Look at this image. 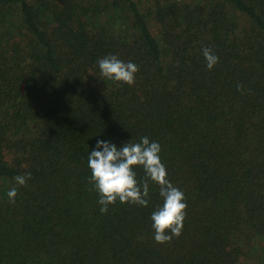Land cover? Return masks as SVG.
Segmentation results:
<instances>
[{"label":"trees","instance_id":"1","mask_svg":"<svg viewBox=\"0 0 264 264\" xmlns=\"http://www.w3.org/2000/svg\"><path fill=\"white\" fill-rule=\"evenodd\" d=\"M205 47L219 58L212 70ZM110 55L138 66L133 86L100 76ZM145 136L186 198L167 244L154 241L156 184L147 207L117 201L105 214L88 190L98 140ZM258 260L264 0H0V264Z\"/></svg>","mask_w":264,"mask_h":264},{"label":"clouds","instance_id":"2","mask_svg":"<svg viewBox=\"0 0 264 264\" xmlns=\"http://www.w3.org/2000/svg\"><path fill=\"white\" fill-rule=\"evenodd\" d=\"M202 54L207 69L212 70L218 63V56L208 47L203 48ZM98 66L100 76L105 80L128 86L135 84V75L139 71L136 64L130 61L126 63L115 55L98 60ZM237 89L242 90V86L237 85ZM160 152V144L150 141L147 136L142 137L140 142L128 141L121 147L98 140L96 149L88 156V167L91 171V188L88 190L98 193L99 210L101 214H105L117 201L147 207L149 183L156 184L163 204L150 217L154 241L157 244H167L173 237L178 238L182 234L187 204L184 192L169 181ZM137 168L144 171L142 180L137 179ZM13 179L17 186H25L27 180L31 179V173L16 175ZM17 195L18 187H11L7 192L9 203L14 205Z\"/></svg>","mask_w":264,"mask_h":264},{"label":"rangeland","instance_id":"3","mask_svg":"<svg viewBox=\"0 0 264 264\" xmlns=\"http://www.w3.org/2000/svg\"><path fill=\"white\" fill-rule=\"evenodd\" d=\"M262 262H263L262 260H258V261H256V262H255V261H252V262H250V264H254V263H255V264H262Z\"/></svg>","mask_w":264,"mask_h":264}]
</instances>
